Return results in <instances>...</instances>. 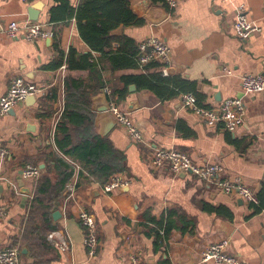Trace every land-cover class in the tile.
Here are the masks:
<instances>
[{"label":"crops","instance_id":"obj_1","mask_svg":"<svg viewBox=\"0 0 264 264\" xmlns=\"http://www.w3.org/2000/svg\"><path fill=\"white\" fill-rule=\"evenodd\" d=\"M68 1L73 7L83 2ZM128 1L144 24L121 25L112 36L127 37L137 46L148 37L162 39L171 48L170 75L195 83L208 108H218L229 98L241 99L246 124L235 132L221 124L211 128L183 106L180 96L162 102L150 91L136 87L131 92L132 84L123 98H116L144 134L146 144L134 143L109 116L106 100L110 98L104 89L123 91L126 77L157 73L159 67L147 71L115 69L82 40L76 20L50 22L56 0H0V98L15 77L45 89L35 101L30 98L10 114L0 116V211L5 209L0 213V250L18 245L22 264H129L131 254L138 255L143 264H201L209 245L226 240L230 254L246 264H264V212L254 215L251 205L241 197L224 195L196 177L176 176L166 168L154 170L149 158L152 149L175 148L197 165L221 164L227 178H241L256 195L262 191L264 93L244 94L241 78L264 75V0H185L177 10L150 0ZM241 10L260 29L247 41L239 40L234 32ZM30 11L39 14L35 22L50 28L52 38L31 43L23 37H7L9 24L16 22L23 27L33 23ZM118 47L114 41L112 49ZM71 50L91 54L97 70L70 71L66 65L48 68L59 60L60 51L67 55ZM77 81L86 91L96 93L88 107L76 101V94L68 101L84 114L89 110L88 121L79 129L70 125L73 143L90 135L109 141L124 158V171L115 175L124 176L130 183L127 188L105 194L96 177L87 171L83 175L78 172L74 197L66 202L65 190L53 210L60 217L55 220L52 215L50 222L71 243L70 250L61 253L47 238L50 231L41 212L30 207L35 184L44 175L53 182L58 179L55 170L47 173L53 164L46 162L45 155L63 157L55 145L56 127L67 102L65 83ZM180 124L184 134L178 130ZM4 150L5 157L1 154ZM26 165L45 166L37 181L23 179ZM80 207L96 218L99 247L94 259L88 258L86 229L77 217ZM146 212L156 217L165 212L172 231L162 244L156 241V227L143 223Z\"/></svg>","mask_w":264,"mask_h":264},{"label":"trees","instance_id":"obj_2","mask_svg":"<svg viewBox=\"0 0 264 264\" xmlns=\"http://www.w3.org/2000/svg\"><path fill=\"white\" fill-rule=\"evenodd\" d=\"M56 1L58 5L50 11V22L60 23L76 20L82 40L92 51L101 53L115 69L139 68V51L134 41L127 37L115 39L112 36V32L121 25L127 27L144 24V21L138 19L130 9L128 0H83L77 7H73L68 0ZM150 1L157 4L164 2V0ZM114 41H117L119 45L116 50L112 49ZM59 53V60L52 63L48 68L56 70L66 65L70 71L95 72L97 70V64L91 54H79L75 50H71L67 55L62 51ZM152 67H158V65L152 64L147 69ZM124 81H126V86L123 91H112L113 96L118 99L123 98V94L128 92L129 85L134 84L138 90L152 92L162 102L175 99L184 94H193L197 98L198 105L208 108L205 104L206 98L198 92L196 84L179 76L169 75L164 77L160 72H157L126 77ZM65 86L67 102L57 124L54 139L56 148L63 157L57 153L45 155L46 162L53 164L52 168L47 167V173L49 174L52 170H55L58 179L53 182L48 175H44L35 184V196L30 207L31 211L41 212L46 222L45 228L48 231L55 229L50 225L53 210L56 203L64 197L66 186L75 175V164L82 168L81 172L79 171L80 175H83V171H87L100 181L94 182L101 185L109 182L113 175L124 171V158L115 152L109 141L90 135L82 136V140L77 144L73 143L70 125L79 129L81 125L88 121L89 110L87 114H84L79 106L71 105L68 101L76 94V96H73L78 97L76 101L88 107L90 99L96 92L86 91L81 81H77L72 85L66 82ZM101 86L104 88L103 83H101ZM178 130L183 134L186 131L181 124L178 126ZM257 198L259 204L251 205L254 215L264 212V187ZM46 201L48 203H45ZM169 218L170 216H168ZM166 220L165 212L160 217L154 216L151 212H146L143 215V223H149L156 227L153 232L156 235V241L160 244L167 240L172 231L170 223ZM18 244L21 246V243Z\"/></svg>","mask_w":264,"mask_h":264},{"label":"built area","instance_id":"obj_3","mask_svg":"<svg viewBox=\"0 0 264 264\" xmlns=\"http://www.w3.org/2000/svg\"><path fill=\"white\" fill-rule=\"evenodd\" d=\"M185 0H164V4L170 10H177ZM260 29L251 22L245 11L239 13L234 24V32L241 41L249 40ZM7 37L17 40L23 37L26 41L34 43L52 38L53 32L46 25L33 22L25 26L13 22L9 24L5 31ZM138 65L139 69L147 71L148 66L157 64L159 72L164 77L171 74V48L162 39L148 37L138 45ZM65 69V67H63ZM241 89L244 94H263L264 75L246 74L241 78ZM45 89L41 86L28 82L24 77H15L10 81L9 88L5 95L0 98V116H6L14 110L21 102L28 98L39 97L44 94ZM109 100V116L121 128L128 137L136 144L144 145L145 137L143 132L133 121L131 115L122 107L118 99L113 96L109 88L104 89ZM185 108L196 114L207 126L213 128L219 124L223 125L229 132H235L246 124V107L239 98H229L224 100L218 108H206L198 105L197 98L193 94L180 96ZM2 156L7 155V151L1 152ZM152 169L161 171L164 168L173 175H190L198 178L206 184L214 185L224 195L239 196L249 205L259 204L254 190L247 186L241 178H227L224 167L219 164L197 165L186 153L175 148H155L149 155ZM76 173L66 186V202L74 197L77 174L80 167L75 164ZM42 175V169L38 166L26 165L22 169V177L25 180L37 181ZM129 180L122 175L113 176L109 182L102 185L105 194L129 187ZM5 209H1L3 214ZM79 222L86 229L85 246L89 259H94L98 253V233L97 222L94 214L86 208L80 207L77 214ZM48 240L61 253L70 250V241L59 230L48 233ZM0 264H22L21 249L18 245H11L0 250ZM129 264H143L140 257L131 254ZM201 264H246L240 258L228 252V241L224 240L209 245L202 253Z\"/></svg>","mask_w":264,"mask_h":264},{"label":"water","instance_id":"obj_4","mask_svg":"<svg viewBox=\"0 0 264 264\" xmlns=\"http://www.w3.org/2000/svg\"><path fill=\"white\" fill-rule=\"evenodd\" d=\"M38 17H39V14H37V12H33V11H30V21L31 22H35V21H37L38 20ZM172 72V71H171ZM136 90V86H131L130 87V91L131 92H134ZM107 99V98H106ZM27 100H30V98H28ZM31 100H33V101H35L36 100V98L35 97H33ZM106 105H107V111L109 110V101H108V99L106 100ZM45 168V166L43 165V166H41V169H44ZM1 188V187H0ZM60 217V213L59 212H55L54 214H53V218L55 219V220H57L58 218ZM26 251L24 250L23 251V253H25Z\"/></svg>","mask_w":264,"mask_h":264}]
</instances>
